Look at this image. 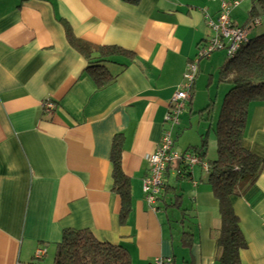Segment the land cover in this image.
<instances>
[{"label": "crops", "instance_id": "1", "mask_svg": "<svg viewBox=\"0 0 264 264\" xmlns=\"http://www.w3.org/2000/svg\"><path fill=\"white\" fill-rule=\"evenodd\" d=\"M131 1L0 0V264H48L66 231H89L101 243L121 246L132 264L160 258L220 264L221 218L208 172L196 167L183 180L167 173L153 209L143 188L187 67L214 39L210 23L218 22L223 2L235 0ZM252 8L250 1L232 10L233 26L245 27ZM262 17L253 36L264 33ZM68 33L90 46L127 51L135 60L106 64L113 81L99 89ZM213 64L203 62L199 76ZM195 95L196 85L174 131L176 143L181 138L179 155L202 147L203 129L188 138L195 119L186 128L187 114H197ZM197 118L200 131L204 120ZM248 118L244 148L264 161V104L252 105ZM118 137L132 202L125 225L112 178ZM231 207L247 245L241 264H264V170ZM184 234L192 236L189 245ZM40 249L45 256L37 260Z\"/></svg>", "mask_w": 264, "mask_h": 264}, {"label": "trees", "instance_id": "2", "mask_svg": "<svg viewBox=\"0 0 264 264\" xmlns=\"http://www.w3.org/2000/svg\"><path fill=\"white\" fill-rule=\"evenodd\" d=\"M252 4L248 24L241 28L248 30L247 40L233 56L227 57L228 60L219 72L218 83L227 86L229 91L221 103L217 117L212 110L213 102L195 115L210 125L209 132L216 138V160L208 164L207 174L208 185L219 204L221 229L217 234V260L220 264H241V254L247 245L239 220L231 207V200L245 196L256 185L264 170V161L244 148L250 108L254 104H264V36L250 38V30L256 29L254 22L264 16V0H252ZM67 35L70 45L84 56L88 65L87 72L99 89L105 88L113 81L104 67L106 64L112 63L116 58L125 59L130 63L135 60L133 54L122 49L90 46L76 40L71 33ZM199 73L200 68L190 91L188 104L194 98ZM183 85L184 79L181 87ZM188 104L180 116L179 124L173 128L175 153L174 131L181 126V117L187 112ZM170 109L171 104L169 112ZM206 138L207 135L202 138V147L192 148L186 154L199 156L204 160ZM122 145L123 140L118 137V141L113 145L111 164L114 191L121 201L119 219L120 223L125 225L132 212V202L129 180L121 167ZM186 154L178 155L183 157ZM171 171L182 173L181 176L177 175V179L183 180L188 178L193 170L181 161L169 167L167 173ZM191 238V235L184 234L183 243L189 245ZM53 264H132V259L125 248L101 243L89 231H66L62 243L56 247Z\"/></svg>", "mask_w": 264, "mask_h": 264}, {"label": "built area", "instance_id": "3", "mask_svg": "<svg viewBox=\"0 0 264 264\" xmlns=\"http://www.w3.org/2000/svg\"><path fill=\"white\" fill-rule=\"evenodd\" d=\"M218 1V0H212ZM252 0H235L223 2L222 11L217 23H210V27L214 32V39L205 48L200 50L199 56L188 65L184 75V85L181 90L175 94L169 114L165 122L169 126V130L164 132L160 148L152 155L150 160V172L147 180L144 181V196L150 208L153 209L156 203L160 201L162 190L165 188V176L169 167L175 166L177 163H182L193 170L196 167H201L208 172V165L204 163L201 157L192 154H186L180 157L174 152L173 148V128L179 124L180 116L184 112L186 105L190 101V91L196 80L199 68L203 62L209 60L214 54L226 52L227 57L233 56L240 45L246 42L248 30L234 27L230 20V13L237 9L243 2ZM261 25L260 20L254 22V26L258 28ZM46 109H52L50 105ZM175 175L181 176L182 173L174 171ZM155 211V210H154ZM36 259L41 260L45 256V251L42 249L36 252ZM151 264H173L171 259H156Z\"/></svg>", "mask_w": 264, "mask_h": 264}, {"label": "rangeland", "instance_id": "4", "mask_svg": "<svg viewBox=\"0 0 264 264\" xmlns=\"http://www.w3.org/2000/svg\"><path fill=\"white\" fill-rule=\"evenodd\" d=\"M249 5V4H248ZM262 23H264V17H262ZM251 32L255 31L254 28H252L250 30ZM258 36H264V33H261L259 35L253 36L251 35L250 38L251 39H256L258 38ZM224 57H222L220 54H214L211 58L214 61L213 66L208 70L205 71V73L203 72L202 74H200L198 82L196 84V95H195V112L199 113L201 111H203L205 108H207L208 105H210L211 102L214 103V106L212 107V110L214 111V116L217 117V113L219 111V108L221 106V103L225 97V95L227 94V92L229 91V88L225 85H221L218 83V79H219V72L220 70H216L217 66H223V64L225 63V61L228 60L227 56L225 54H223ZM209 59L205 62V64H208L210 60ZM221 60V62H220ZM219 63V64H218ZM212 80V81H211ZM209 82L211 83V85L209 86ZM211 110V111H212ZM190 113V111H189ZM188 119H187V125L186 128H189L190 125L188 123V121H193L194 124V128L189 130L188 132V138L192 139L194 138L197 134H201L203 129V135L206 136L209 133V124L208 123H201V128L199 131L198 128V123H199V119L195 116L194 118L190 117V114H187ZM212 134V133H211ZM211 134L209 133V137L207 136L206 140H207V146H206V153H205V157L204 160H206L207 162H213L216 159V142L214 137H211ZM212 138V139H211ZM181 138L178 140V143H180ZM178 143H176V146H178ZM177 148V147H176ZM54 262V257L51 259V261L48 264H53Z\"/></svg>", "mask_w": 264, "mask_h": 264}]
</instances>
